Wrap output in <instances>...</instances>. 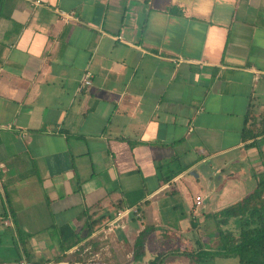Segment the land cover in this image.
<instances>
[{
	"label": "crops",
	"instance_id": "0c3cea01",
	"mask_svg": "<svg viewBox=\"0 0 264 264\" xmlns=\"http://www.w3.org/2000/svg\"><path fill=\"white\" fill-rule=\"evenodd\" d=\"M263 177L264 0H0V264H148Z\"/></svg>",
	"mask_w": 264,
	"mask_h": 264
},
{
	"label": "trees",
	"instance_id": "16d2710c",
	"mask_svg": "<svg viewBox=\"0 0 264 264\" xmlns=\"http://www.w3.org/2000/svg\"><path fill=\"white\" fill-rule=\"evenodd\" d=\"M248 136H251L250 132H244V137L247 138ZM212 217L216 226L215 232L212 234L213 238H211V241H216V243L212 247L208 248L207 242L200 241L195 242L196 248H193L190 242L177 243L175 247L160 253L148 264H202L217 257L236 258L237 264H264V177L258 181L253 192L240 201L215 212ZM102 220L90 222L88 232L91 233ZM145 233L146 230L140 234L135 242L136 249L139 250L136 258H140L143 254L141 245ZM77 241L74 239L71 242H65L62 250H68ZM86 247L87 245L83 244L70 255H58L51 263L58 264L66 261L69 264H87L91 253L99 250L100 245L95 241L92 251ZM18 262L19 260L16 258L12 263ZM46 263L49 261L44 264ZM89 264L96 263L89 262ZM98 264L101 263L98 262Z\"/></svg>",
	"mask_w": 264,
	"mask_h": 264
},
{
	"label": "rangeland",
	"instance_id": "374dc122",
	"mask_svg": "<svg viewBox=\"0 0 264 264\" xmlns=\"http://www.w3.org/2000/svg\"><path fill=\"white\" fill-rule=\"evenodd\" d=\"M129 215V214H128ZM127 215V216H128ZM196 230L197 229H194L193 231H191V232H189L188 233V231H186L185 230V232H182V233H180V232H175V231H173V232H175L173 235H171L172 237H173V240H174V238H176L175 236H181V237H178V239L176 238V240H180V241H178V242H176V241H171V243H169V244H166L165 245V248H169V246L170 247H175V245L177 244V243H180V244H182L186 239L187 240H190L191 241V246L193 247V248H196V246L194 245V243H193V237H194V235H197L196 234ZM195 231V232H194ZM202 231V230H201ZM165 237L166 238H168L169 236L168 235H165ZM207 238H209V236H207L206 237V239L205 240H207ZM185 239V240H184ZM211 239L210 240H208L207 241V247L209 248V247H212L215 243H216V241H211ZM205 243V242H204ZM164 247V246H163ZM171 248V249H172ZM103 252H105V251H103ZM104 255H105V253H104ZM100 260H103L102 258L101 259H99V261ZM126 260H128V259H126ZM66 262V261H65ZM118 260H116V261H111V263L112 264H118ZM129 262H130V260H128L127 261V264H129ZM110 262L109 263H107V264H111ZM67 264H69L68 262H67ZM89 264V263H88ZM202 264H237V259L236 258H222V257H217V258H213V259H211V260H207V261H205L204 263H202Z\"/></svg>",
	"mask_w": 264,
	"mask_h": 264
},
{
	"label": "built area",
	"instance_id": "2783aa9c",
	"mask_svg": "<svg viewBox=\"0 0 264 264\" xmlns=\"http://www.w3.org/2000/svg\"><path fill=\"white\" fill-rule=\"evenodd\" d=\"M82 82H83V84L85 86L90 85L91 80H90V74L88 72L83 76ZM201 203H202L201 197L200 196H195L193 209H192L194 214H196V212H198L199 208L202 205ZM131 212L136 213V209L129 208V209L118 210L116 212L115 218L112 221H110L104 228H101L102 231L104 233L110 232L111 230H113L115 227H117L119 225L118 224L119 220H121L122 218L126 217ZM121 226H123V225L121 224ZM13 264H30V263L22 260V261H19L18 263H13ZM46 264H53V263H46ZM58 264H67V262L63 261V262H60ZM79 264H81V263H79Z\"/></svg>",
	"mask_w": 264,
	"mask_h": 264
}]
</instances>
